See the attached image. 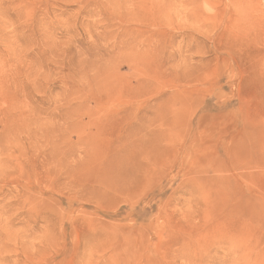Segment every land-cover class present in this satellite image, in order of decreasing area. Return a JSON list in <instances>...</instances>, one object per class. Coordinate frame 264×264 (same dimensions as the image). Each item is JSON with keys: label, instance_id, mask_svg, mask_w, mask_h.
Wrapping results in <instances>:
<instances>
[{"label": "rangeland", "instance_id": "obj_1", "mask_svg": "<svg viewBox=\"0 0 264 264\" xmlns=\"http://www.w3.org/2000/svg\"><path fill=\"white\" fill-rule=\"evenodd\" d=\"M0 264H264V0H0Z\"/></svg>", "mask_w": 264, "mask_h": 264}]
</instances>
